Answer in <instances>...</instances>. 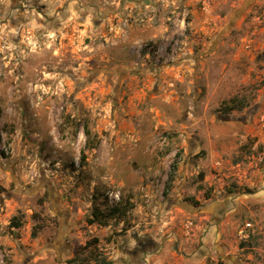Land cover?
Listing matches in <instances>:
<instances>
[{
  "label": "rangeland",
  "instance_id": "1",
  "mask_svg": "<svg viewBox=\"0 0 264 264\" xmlns=\"http://www.w3.org/2000/svg\"><path fill=\"white\" fill-rule=\"evenodd\" d=\"M146 239L140 264H264V0H0V264Z\"/></svg>",
  "mask_w": 264,
  "mask_h": 264
},
{
  "label": "trees",
  "instance_id": "2",
  "mask_svg": "<svg viewBox=\"0 0 264 264\" xmlns=\"http://www.w3.org/2000/svg\"><path fill=\"white\" fill-rule=\"evenodd\" d=\"M234 100L235 98H231L230 99L231 104L223 107L224 112H230L237 108L238 109L243 108L244 103L240 102V105L238 106L234 104ZM84 132L86 136V146L88 148H94L95 146L94 143H91L89 145L90 140H91L90 130L87 127H84ZM176 169H177L176 163H173L170 167V172L168 173V183H166V189L171 188V182L174 180ZM165 192L166 191H164V193ZM132 206L133 205L127 201V202L117 203L116 205L111 206V207H107L106 210H101L98 207H93L91 210L90 216L87 217V222L89 224L98 223L100 225H106L112 219H115L117 221H122V218L126 215L128 209L131 208ZM11 224L16 227L20 226V222L16 216L12 218ZM32 236H35V232H32ZM106 262L107 261H105V258H101V259H95L94 262H85L82 264H106ZM68 263L77 264L73 261V259L68 260ZM108 264H111V263H108Z\"/></svg>",
  "mask_w": 264,
  "mask_h": 264
},
{
  "label": "flooded vegetation",
  "instance_id": "3",
  "mask_svg": "<svg viewBox=\"0 0 264 264\" xmlns=\"http://www.w3.org/2000/svg\"><path fill=\"white\" fill-rule=\"evenodd\" d=\"M76 7L77 8H75V9L82 8V7H78V6H76ZM151 246L152 247L156 246V244L153 241H150L148 239L144 240V242L138 241L136 243V245L134 246V248L130 249L129 252H128L130 257H132L131 260L129 261V264H138L137 262H139V264H140V261H141L140 256H141V254L147 253V250H146L147 247H151ZM157 250H158V247H157V249L155 251H157Z\"/></svg>",
  "mask_w": 264,
  "mask_h": 264
},
{
  "label": "built area",
  "instance_id": "4",
  "mask_svg": "<svg viewBox=\"0 0 264 264\" xmlns=\"http://www.w3.org/2000/svg\"><path fill=\"white\" fill-rule=\"evenodd\" d=\"M115 196H117V194H115ZM250 226V223H245L242 227L238 229V236L241 240H246L248 238L247 230Z\"/></svg>",
  "mask_w": 264,
  "mask_h": 264
},
{
  "label": "crops",
  "instance_id": "5",
  "mask_svg": "<svg viewBox=\"0 0 264 264\" xmlns=\"http://www.w3.org/2000/svg\"><path fill=\"white\" fill-rule=\"evenodd\" d=\"M174 249H176V248L174 247Z\"/></svg>",
  "mask_w": 264,
  "mask_h": 264
}]
</instances>
